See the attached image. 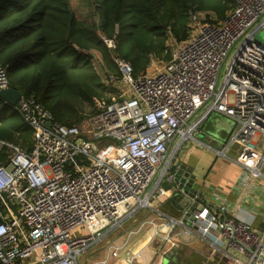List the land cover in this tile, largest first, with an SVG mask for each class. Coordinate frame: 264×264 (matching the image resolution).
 <instances>
[{"label":"built area","instance_id":"obj_1","mask_svg":"<svg viewBox=\"0 0 264 264\" xmlns=\"http://www.w3.org/2000/svg\"><path fill=\"white\" fill-rule=\"evenodd\" d=\"M235 1L219 23L199 22L193 14L198 29L172 48L169 61L156 69L150 65L141 77L117 58L120 77L104 79L117 96L95 98L97 112L81 124L57 122L32 97L18 100L35 143L28 151L0 139V149L9 155L0 165V264H79L78 256L103 229L121 225L140 207L156 209L154 199L167 193L162 182L173 179L169 167L175 154L169 145L178 135L179 145L196 140L197 123L191 119L202 109L204 116L222 112L236 122L227 147L240 145L235 162L243 169L241 193L261 176L264 44L255 34L264 28V0ZM106 40L115 47L114 40ZM7 87L0 62V90ZM235 207L244 209L206 198L189 222L183 221L188 208L181 218L161 215L169 239L177 225L202 237L218 228L224 249L216 246L226 264H264V225L253 226Z\"/></svg>","mask_w":264,"mask_h":264},{"label":"trees","instance_id":"obj_2","mask_svg":"<svg viewBox=\"0 0 264 264\" xmlns=\"http://www.w3.org/2000/svg\"><path fill=\"white\" fill-rule=\"evenodd\" d=\"M87 1L91 11L79 17L71 0H0V62L9 86L67 126L81 124L95 98L110 101L109 91L117 92L100 76L95 59L102 61L105 75L120 77L116 59L121 58L141 77L153 60L172 58L171 39H188L193 14L219 23L236 5L235 0ZM96 112L95 106L90 115ZM33 132L17 104L0 96V139L31 151ZM8 156L0 149V165Z\"/></svg>","mask_w":264,"mask_h":264},{"label":"crops","instance_id":"obj_3","mask_svg":"<svg viewBox=\"0 0 264 264\" xmlns=\"http://www.w3.org/2000/svg\"><path fill=\"white\" fill-rule=\"evenodd\" d=\"M204 114V109L200 110L191 122L197 123V137L194 135L196 143L183 147L184 142L179 145V139L173 142L174 139L169 145L170 154H175L177 160L185 161L188 167L194 170L202 192L197 198L200 203L204 204L207 198L213 205H218L224 199L231 206L244 208L239 211L238 207H235V214L248 219L253 226L262 228L264 164L261 166V176L254 178L246 186L245 192L241 193L238 181L243 169L235 162L240 145L234 143L227 147L228 139L236 132V122L222 112L214 111L207 116ZM205 138L209 141H205ZM197 140L204 143L201 144ZM259 146V149L264 150V140ZM222 150H225L226 154L220 155L217 152ZM217 196L222 200H218ZM167 197L166 193L154 199L156 209L140 207L121 225L103 229V235L99 236L86 252L78 256V263L161 264L168 252L170 257L174 252H179L181 264H226V258L222 257V250L218 247L224 249L218 228H212L202 237L195 233L189 235L185 233L183 226L177 225L172 231L171 239L168 238V228L161 212L167 214L163 215L165 218H181L184 213L169 202Z\"/></svg>","mask_w":264,"mask_h":264},{"label":"water","instance_id":"obj_4","mask_svg":"<svg viewBox=\"0 0 264 264\" xmlns=\"http://www.w3.org/2000/svg\"><path fill=\"white\" fill-rule=\"evenodd\" d=\"M0 96L11 105H16L23 93L9 86L0 90ZM205 141H209L208 138H205ZM169 171L173 174V179L165 178L162 187L167 191L169 202L182 212H185V208L190 210L183 216V221L185 223L189 222L193 218L192 213L203 209V204L197 200L199 194L202 193L199 189L200 183L197 181V175L191 167H188L185 161L177 160L176 156L169 167ZM168 253L163 257L161 264H181V254L179 252H174L175 254L171 257Z\"/></svg>","mask_w":264,"mask_h":264},{"label":"rangeland","instance_id":"obj_5","mask_svg":"<svg viewBox=\"0 0 264 264\" xmlns=\"http://www.w3.org/2000/svg\"><path fill=\"white\" fill-rule=\"evenodd\" d=\"M71 2H72L73 10L76 12V14L79 17H83L86 13L87 14L90 13L91 10H90V7L88 6L89 3H88L87 0H71ZM198 18H199V22L200 21L203 22L206 19L205 15L203 13H200ZM197 29H198V25L193 24V30L191 31V33L193 31L197 30ZM255 39L257 41L261 42L262 44H264V28H261V29H259L257 31V33L255 34ZM172 42L173 43H171V45H172L171 48L176 47V45H177L176 40H173ZM163 62L160 61V60L155 59L152 62V64H151V68H153V69L159 68V67H161L163 65ZM95 65H96V67L98 69V72H99L100 76L103 79H105V77H106L105 74L106 73H105V68L103 66L102 61L95 59ZM223 72H224V70L222 71L221 74H223ZM108 94H109V96H111V95L117 96L118 93L114 92V91H109ZM94 109H95V105L94 106L93 105L92 106L88 105L86 107V109H85L83 114L86 115L87 118H85L81 123L85 122L86 119H88L89 115L92 113V110H94ZM193 120H194V117L191 119V122ZM194 135L197 137V131H195ZM178 139H180V135L176 136L175 140L173 142H176V140H178ZM111 140L114 141V142L119 143V141H117V140H113V139H111ZM190 143H194L195 144L196 142L194 140H192V139H187V140L184 141L183 147L186 146V145H189ZM170 150H171V148H170ZM151 186L149 187V189L151 188ZM81 258H82V256L79 257V260H81Z\"/></svg>","mask_w":264,"mask_h":264}]
</instances>
